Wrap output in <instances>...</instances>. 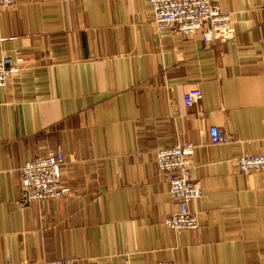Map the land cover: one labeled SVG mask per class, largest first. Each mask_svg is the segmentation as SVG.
<instances>
[{
    "label": "crops",
    "instance_id": "crops-1",
    "mask_svg": "<svg viewBox=\"0 0 264 264\" xmlns=\"http://www.w3.org/2000/svg\"><path fill=\"white\" fill-rule=\"evenodd\" d=\"M214 1L234 41L159 29L148 0L0 8V57L28 58L0 87V264H264V171L235 164L264 152V0ZM214 126L228 142L211 143ZM187 141L203 196L199 228L179 231L157 151ZM57 149L72 193L20 205V168Z\"/></svg>",
    "mask_w": 264,
    "mask_h": 264
},
{
    "label": "built area",
    "instance_id": "built-area-1",
    "mask_svg": "<svg viewBox=\"0 0 264 264\" xmlns=\"http://www.w3.org/2000/svg\"><path fill=\"white\" fill-rule=\"evenodd\" d=\"M17 0H0V8L13 6ZM154 11V21L159 29H170L183 37L200 35L205 42L236 39L232 26V15L224 12L214 0H148ZM28 58L18 51L15 57H0V87H7L23 70ZM202 90L194 87L185 91L183 101L186 106H198ZM212 144L229 141L223 128L210 127ZM198 145L192 141L177 142L160 147L157 151L159 169L168 173L169 191L178 202V209L165 218V224L175 230L197 229L199 215L190 208V203L203 196V189L192 177L193 156ZM65 154L61 149L52 150L46 155L28 159L20 168L21 197L19 204L69 196L73 189L62 180V166ZM236 169L250 174L264 171V152H243L235 158ZM74 257L55 260H42L37 264H75ZM156 264H177L175 261H158Z\"/></svg>",
    "mask_w": 264,
    "mask_h": 264
}]
</instances>
